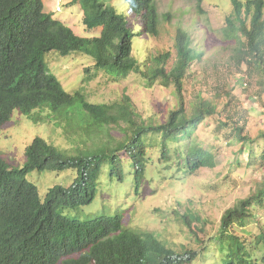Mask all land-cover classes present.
Instances as JSON below:
<instances>
[{
	"label": "trees",
	"instance_id": "1",
	"mask_svg": "<svg viewBox=\"0 0 264 264\" xmlns=\"http://www.w3.org/2000/svg\"><path fill=\"white\" fill-rule=\"evenodd\" d=\"M127 1L140 17L138 27L131 26L114 6L101 0H70L71 4L81 6L86 27L100 30L99 35L85 37L46 12L44 0H0V129L15 109L38 120L34 112L49 107L54 117L65 115L68 120L65 133L69 139H74V135L79 137L77 150L80 151L94 140L93 135L103 137V128L110 134L109 129L119 125V119L106 105L85 100L79 108L88 115V127L77 130L76 126L71 130L69 110L76 97L48 71L45 55L51 50L63 55L87 54L93 57L96 68L122 71L124 76L136 72L149 84L160 79L163 85L175 87L180 105L164 123L150 124L145 120L130 123L123 128L124 137L113 147L70 156L45 138L36 136L26 147V162L22 167H12L0 156V264H191L200 254L190 248L177 251L152 233H136L124 225L120 214L91 220L64 214L66 209L88 205L95 199L106 158L111 157V175L123 176L118 152L125 150L136 167L134 181L140 186L150 135L161 136L162 154L166 156L169 140L190 137L207 117L220 112V103L202 94L192 101L191 111L187 110L184 82L202 53L191 47L186 32L178 31L175 54L166 50L142 62L135 57L133 51L139 37L159 35V14L155 0ZM231 2L233 13L227 21L230 26L236 21V29L245 38L241 63L254 64L264 71V0ZM80 96L84 98L83 94ZM125 101V112L135 115L131 101L127 98ZM233 123L232 134L236 140L253 141L242 135L244 126L238 120ZM259 136L264 139V130ZM187 164L189 171L194 172L203 166H213L214 160L212 154L199 148L188 153ZM69 168L77 171L73 183L49 188L44 200L38 187L27 178L35 170ZM122 176L119 177L122 179ZM262 203L264 180L257 192L224 212L215 235V248L222 259L214 264H264V232L252 239L235 228L246 225L254 216L251 208ZM192 231L201 244L195 228Z\"/></svg>",
	"mask_w": 264,
	"mask_h": 264
},
{
	"label": "rangeland",
	"instance_id": "2",
	"mask_svg": "<svg viewBox=\"0 0 264 264\" xmlns=\"http://www.w3.org/2000/svg\"><path fill=\"white\" fill-rule=\"evenodd\" d=\"M101 1L114 6L131 26H139L140 17L127 0ZM155 2L160 33L139 37L133 54L141 62L166 50L175 54L178 31L186 32L191 47L202 53L201 59L194 61L184 82L187 110L191 111L192 101L202 94L219 102L220 112L207 117L190 137L169 140L166 156L162 154L161 136L149 134L140 186L134 181L136 167L125 150L118 152L123 176L111 175V157L106 158L95 199L88 205L66 209L64 214L81 220L120 214L124 225L136 233H152L177 251L185 248L199 251V256L191 264H214L222 259L215 243L222 215L263 185L264 139L259 134L264 130V71L254 64L241 63L245 38L236 29V21L232 26L227 21L233 13L231 0ZM44 4L46 12L64 21L76 34L85 37L99 35L98 28L89 29L84 24V12L79 4H71L70 0H44ZM45 61L48 71L76 97L69 110L71 130L76 126L77 130L88 127V115L79 108L85 100L106 105L119 119V125H113L110 134L103 128V137L93 135L94 140L78 151L79 137L74 135V139H69L65 133L68 125L65 115L54 117L51 109L44 107L34 112L38 117L35 120L15 109L10 120L0 129V156L12 167L25 164L26 147L36 136L75 156L116 146L124 137L123 128L130 123L141 120L150 124L164 123L170 112L180 106L173 85L165 86L160 79L149 84L136 72L124 76L122 71L108 72L96 68L93 57L87 54L72 52L63 55L51 50L46 53ZM126 98L133 104L132 111L137 115L125 112ZM81 116L87 119L80 120ZM234 120L244 126L242 135L253 141L236 140L232 134ZM225 123L230 125H223ZM199 148L212 154L214 165L190 172L188 153ZM76 176L77 171L69 168L63 171L35 170L27 178L38 187L44 200L49 188L59 184L70 186ZM251 209L254 216L246 225L235 228L241 235L255 239L264 232V203ZM193 228L202 239L201 244L195 238Z\"/></svg>",
	"mask_w": 264,
	"mask_h": 264
},
{
	"label": "built area",
	"instance_id": "3",
	"mask_svg": "<svg viewBox=\"0 0 264 264\" xmlns=\"http://www.w3.org/2000/svg\"><path fill=\"white\" fill-rule=\"evenodd\" d=\"M58 10H61V8H60V7H58Z\"/></svg>",
	"mask_w": 264,
	"mask_h": 264
}]
</instances>
